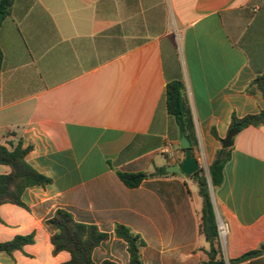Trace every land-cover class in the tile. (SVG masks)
<instances>
[{"label":"crops","instance_id":"1","mask_svg":"<svg viewBox=\"0 0 264 264\" xmlns=\"http://www.w3.org/2000/svg\"><path fill=\"white\" fill-rule=\"evenodd\" d=\"M0 47V145L14 132L33 145L29 164L52 179L25 190V207H0V243L33 236L0 251V264L68 262V252L53 253L47 225L61 208L109 234L95 264H129L116 224L145 240L143 264H202L209 243L197 183L176 174L130 189L116 171H166L185 159L167 112L169 81L185 83L206 172L222 147L212 128L223 140L233 114L264 109L245 91L264 72V0H16ZM10 171L0 164V175ZM212 196L226 264L264 244V127L237 134Z\"/></svg>","mask_w":264,"mask_h":264},{"label":"trees","instance_id":"2","mask_svg":"<svg viewBox=\"0 0 264 264\" xmlns=\"http://www.w3.org/2000/svg\"><path fill=\"white\" fill-rule=\"evenodd\" d=\"M16 0H0V12L9 16L13 12ZM3 67V52L0 47V72ZM246 93L259 95L264 99V72L250 82ZM165 101L169 118L178 126L181 134L190 142L188 149L195 154L198 146L195 120L187 97L185 83L182 79L169 81L165 91ZM249 127H264V109L256 114H249L242 118L235 114L231 117L229 132L237 129L239 132ZM215 139H220L215 128L211 130ZM16 134L8 132L5 142L0 145V164L7 165L11 171L0 175V207L4 204H14L25 207L22 200L25 190L29 187H46L52 183V179L37 171L27 161V155L33 150V145L24 146L23 140H13ZM231 149L220 148L214 161L209 166L208 172L200 168L191 176L197 183L199 195L202 198V216L200 232L209 243V249L205 250L206 259L202 264H226L224 258L220 233L218 228L217 210L212 196V189H218L224 182V169L231 159ZM119 179L130 189H135L154 177L176 175L168 173L165 168H157L153 173L122 172L116 171ZM47 225L53 231L51 243L53 253L66 251L70 254V260L63 264H95L93 261L94 250L109 239V234L101 232L96 225L76 222L72 213L66 209H58L47 220ZM114 235L117 239L127 244L130 255L129 264H143L141 250L147 245L141 235L133 232L123 224H116ZM33 242V236H17L10 242L0 243V251L12 253L22 249ZM229 264H264V244L259 248L250 250L239 257L229 259ZM102 264H116L105 260Z\"/></svg>","mask_w":264,"mask_h":264},{"label":"water","instance_id":"3","mask_svg":"<svg viewBox=\"0 0 264 264\" xmlns=\"http://www.w3.org/2000/svg\"><path fill=\"white\" fill-rule=\"evenodd\" d=\"M4 14L0 12V22ZM239 131L237 129L231 130L227 137L221 141V146L224 149L232 148L234 144V138L237 136ZM183 149L190 147V142L186 136H183L180 142ZM200 170V165L197 161L196 156L191 151H186L185 159L180 164L172 165L166 168L168 173H174L179 176L191 177Z\"/></svg>","mask_w":264,"mask_h":264},{"label":"built area","instance_id":"4","mask_svg":"<svg viewBox=\"0 0 264 264\" xmlns=\"http://www.w3.org/2000/svg\"><path fill=\"white\" fill-rule=\"evenodd\" d=\"M218 228L220 237H224L226 235V225L223 220H218Z\"/></svg>","mask_w":264,"mask_h":264},{"label":"rangeland","instance_id":"5","mask_svg":"<svg viewBox=\"0 0 264 264\" xmlns=\"http://www.w3.org/2000/svg\"><path fill=\"white\" fill-rule=\"evenodd\" d=\"M217 220H222V217L218 212H217Z\"/></svg>","mask_w":264,"mask_h":264}]
</instances>
